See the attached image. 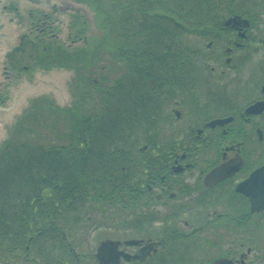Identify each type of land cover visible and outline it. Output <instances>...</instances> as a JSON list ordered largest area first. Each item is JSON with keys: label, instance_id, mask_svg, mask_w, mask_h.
Instances as JSON below:
<instances>
[{"label": "flooded vegetation", "instance_id": "flooded-vegetation-1", "mask_svg": "<svg viewBox=\"0 0 264 264\" xmlns=\"http://www.w3.org/2000/svg\"><path fill=\"white\" fill-rule=\"evenodd\" d=\"M49 1L47 9L19 0H8L1 8L5 19L0 36L8 46L10 38L15 42L3 58L8 78L2 84V101L8 90L32 82L38 73L74 69L77 58L93 61L100 54V64L91 71L95 91L112 87L109 70L116 65L112 70L117 72L120 102L132 100L135 107L132 113L122 108L128 118L133 115L129 123L134 132L129 126L121 136L130 145L145 141L130 152L149 154L157 165L138 172L143 178L132 184L136 194L121 198L139 204L138 211L104 214L102 220L82 214L91 220L86 228L76 229L72 223V229L58 231L55 245H31L33 239L25 232L20 240L10 236L8 244L0 245V264H101L98 249L113 240L100 241L94 254L79 252L85 246L80 234L92 230L116 233L115 264H264V210L253 213L250 200L237 191L264 166V0H211L209 20L202 12L198 23L187 19L194 18L190 11L198 12L205 0ZM128 10L139 25L171 28L179 13L181 23L176 25L198 24L199 30L184 31V43L192 46L190 58L175 54L173 60L168 54L150 67L138 59L128 77L132 71L119 48ZM237 18L244 22L228 24ZM205 25L214 30L204 31ZM86 46H95L96 53L80 51ZM189 73L196 82L191 94ZM173 77L180 86H173ZM194 94L196 101L191 99ZM189 111L196 126L186 129L180 123ZM199 155L214 159L203 166ZM228 165L221 176L238 169L215 184L206 183L212 172Z\"/></svg>", "mask_w": 264, "mask_h": 264}, {"label": "trees", "instance_id": "trees-1", "mask_svg": "<svg viewBox=\"0 0 264 264\" xmlns=\"http://www.w3.org/2000/svg\"><path fill=\"white\" fill-rule=\"evenodd\" d=\"M211 5V0H205L200 12L190 11L194 18L187 20L198 23L202 12L204 20H209L207 15ZM179 15L178 21L181 13ZM173 18L171 28L163 23L155 28L150 27L154 24H137L133 10L124 13L119 48L126 55L127 69L132 71L128 77L132 78L138 59L150 67L153 63L164 62L168 54H173V60L175 54H187L190 58L192 46L184 43V31L195 32L199 26L182 28L176 25L181 22ZM203 29L214 30L208 25ZM189 74L187 86L191 94V87L196 82ZM175 85L180 86L173 77ZM111 86L108 95L100 88L95 91L96 96L92 99L97 102L92 109L84 112L75 108L73 119L69 117L71 120L61 123L59 117L56 125L53 122L42 124L47 113L30 112L17 124L9 142L0 148V245L8 244L10 236L20 240L24 232L28 240L33 239L31 245H55L58 244L55 240L59 238L58 231L72 229V223L76 229L86 228L83 225L91 220L82 214L110 213L116 217L115 214L122 210L138 211L139 204L128 200L122 202L121 198L134 194L132 184L143 178L137 173L142 174L146 170L144 167L156 166L157 162L141 151L130 152L137 150L136 145L146 142L141 140L130 145V140L121 136L129 126L130 132H134V125L129 123L133 115L128 118L122 114V108L132 113L135 107L132 100L125 104L120 102L118 81ZM85 95L87 98L88 94ZM56 114L61 113L54 112L52 116ZM39 126L41 130L48 127L50 131L47 132L52 138L43 139ZM61 214L76 216L63 218ZM49 238L54 240L49 241Z\"/></svg>", "mask_w": 264, "mask_h": 264}, {"label": "rangeland", "instance_id": "rangeland-1", "mask_svg": "<svg viewBox=\"0 0 264 264\" xmlns=\"http://www.w3.org/2000/svg\"><path fill=\"white\" fill-rule=\"evenodd\" d=\"M124 1L126 3V0H124ZM108 10L110 11L109 8H108ZM96 41H97V39H96ZM94 47L91 48L89 46H86V48L84 50L82 49L80 51L88 52L89 54H95L96 52H95ZM104 52H106V51H104ZM72 53H76V52L72 51ZM99 55L100 54H98V55L95 54L94 55L95 59L93 61H91L92 60L91 58H88L86 60V59H81V57H79L77 59H78V61L80 60V63L78 62V65H76L77 68H74L75 70L74 69H65L63 71H58V73L63 72V76H64L63 77L64 80L61 81L62 84H60V86L63 88L62 98L58 95L56 96L55 93L53 94L51 92V94H45V95H43L37 99H34V100L28 99V103L21 104L22 106L20 107L19 113L15 114V116L12 120V123H9L8 126H6L5 134L2 137H0V148H3L9 142V140L12 138L13 131H14L15 127L17 126V124L30 112L40 110L43 112V114L47 113V115H44L43 119L41 120L42 124L53 122V124L56 125L58 123L57 119L59 117L61 118L60 119L61 123L66 121V119H70V118L73 119L75 117V114H76L75 108H76V110L78 109V110H81L84 112L92 109L93 104L96 103L97 101H95V100L93 101V99H94L93 96H96V94H95V87L91 83V81L94 79V76L91 73V71L94 73V71H93L94 66L93 65L95 63L100 64V61L96 62ZM90 62H91V67H89ZM86 65L88 66L87 68L85 67ZM101 65L105 66L103 63H101ZM101 65H100V67H101ZM92 67H93V70H92ZM112 67L113 68L115 67V69L117 68L116 65H113V66L111 65V67H110L109 79H111V80L114 79L112 82H109L110 85L115 81V79L117 77V72H116V70H112L113 69ZM212 67H214V65ZM71 73L73 74V76L70 78V76L72 75ZM39 74H42L45 76L50 75V73H38L37 75H39ZM59 75L61 76L62 74H59ZM61 79H62L61 77L58 78V80H61ZM89 90H92V92ZM226 90H228V89H226ZM5 94H8V93H5ZM85 94H88L87 98L84 97V96H86ZM196 94H197V92H196ZM191 97H192L191 99L196 101V95L195 94L192 95ZM84 98H85V100L83 101ZM79 101H81V102H79ZM194 103H196V102H194ZM66 106L71 107V108L73 107V108L70 110H67ZM54 112H56V113L59 112L61 114H58V116L56 114L57 117L52 116V114ZM64 114H66L68 117H65ZM185 114H186V112H185ZM187 117L188 116H185L183 118V121H181L180 124H182V127H186V129L191 128V127H195L196 125L193 126L189 121V118L192 117V113H190V111H189V117L188 118ZM198 120H200V119H198ZM185 124H186V126H185ZM40 128L41 127L39 126V128H38L39 131L41 130ZM47 129H48V127H43V129L41 130V133H43L42 134L43 139L52 138L50 135L51 133L47 132L50 130L49 129L47 130ZM212 156L213 155H208V156L199 155L200 163L203 166H206L209 161L214 159V157H212ZM204 164H206V165H204ZM197 176L198 175H196V177H195L196 179H197ZM194 180L195 179L192 180V185L194 183H196V181H194ZM159 211H163V210L159 209ZM213 211H214V209L210 210V212H213ZM108 214H110V213H108ZM92 215H94V219H100V220H102L103 216H105L103 213H92ZM183 222L184 221L181 220V222L179 224L181 225ZM98 223H100V221ZM155 228H161V227L156 225ZM90 232L92 234L84 232V231H83V234H80L82 240L85 241V246L82 249H79L80 250L79 252H81L82 254H85V253L86 254H91V253L94 254L95 250L98 246V243H100V241H104L107 238L109 240L115 241L112 238H116V233H114V232H112V233L108 232L107 233V231H105V230L96 231V232H94L92 230ZM126 236L134 237L131 234H127Z\"/></svg>", "mask_w": 264, "mask_h": 264}, {"label": "water", "instance_id": "water-1", "mask_svg": "<svg viewBox=\"0 0 264 264\" xmlns=\"http://www.w3.org/2000/svg\"><path fill=\"white\" fill-rule=\"evenodd\" d=\"M8 0H0V21H3L5 19L3 12L1 11L2 6L6 3ZM22 4L28 3L29 5H37L42 6L44 9H47L51 6V2L49 0H19ZM241 21L240 18L231 20L228 24H233V27H236ZM4 30V26L0 23V32ZM4 36H0V137H2L5 134V128L8 126L9 123H12V120L15 116V114H18L20 111L21 104L28 103V99L34 100L37 99L45 94H51V92L56 94V96H60L62 98V90L63 88L60 86L62 84L61 81L64 80L63 72L58 73V71L63 70H55L50 72V75H36L32 82L30 81H23L20 82L17 86L12 87L10 90H8V93H10L9 96H7L5 101H2L1 97L3 94L1 93L2 84L5 82L8 77V72L4 69V60L3 58L6 56V49L11 47L15 44L13 42L12 38H10L11 43L9 46L7 43L3 40ZM59 74H62L61 76ZM65 75V74H64ZM62 78L61 80H58V78ZM72 75L70 76V78ZM66 106L67 110L72 109L71 107ZM259 106L252 107L249 111H254V109L258 108ZM229 122V121H225ZM225 122H222L225 123ZM221 123V122H219ZM230 165L224 167L221 169V171H214L212 172L206 179L207 184H215L223 179L226 175H231L234 171H236L238 168H234V170L231 172L229 171V174H225L221 176L220 172H224L228 170V167ZM237 191L239 193H242L245 195L251 202L252 212H261L264 210V166L255 172L253 176L246 181L245 183L239 185ZM136 243V242H135ZM118 243L113 241H106L103 242L99 249L97 254V259L101 264H115L114 260L117 257L116 251H117Z\"/></svg>", "mask_w": 264, "mask_h": 264}]
</instances>
